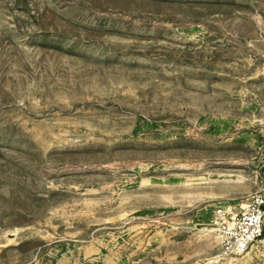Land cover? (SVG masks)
<instances>
[{"label": "rangeland", "instance_id": "1", "mask_svg": "<svg viewBox=\"0 0 264 264\" xmlns=\"http://www.w3.org/2000/svg\"><path fill=\"white\" fill-rule=\"evenodd\" d=\"M258 194L264 0H0V264H264Z\"/></svg>", "mask_w": 264, "mask_h": 264}, {"label": "built area", "instance_id": "2", "mask_svg": "<svg viewBox=\"0 0 264 264\" xmlns=\"http://www.w3.org/2000/svg\"><path fill=\"white\" fill-rule=\"evenodd\" d=\"M225 255H242L264 236V194L244 208L219 206L214 215Z\"/></svg>", "mask_w": 264, "mask_h": 264}]
</instances>
